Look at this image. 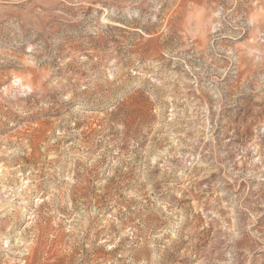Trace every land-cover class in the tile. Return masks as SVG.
I'll return each mask as SVG.
<instances>
[{
    "label": "rangeland",
    "instance_id": "1",
    "mask_svg": "<svg viewBox=\"0 0 264 264\" xmlns=\"http://www.w3.org/2000/svg\"><path fill=\"white\" fill-rule=\"evenodd\" d=\"M0 264H264V0H0Z\"/></svg>",
    "mask_w": 264,
    "mask_h": 264
}]
</instances>
